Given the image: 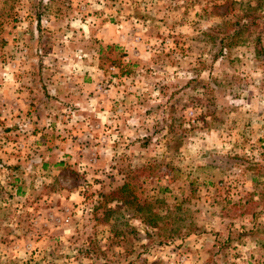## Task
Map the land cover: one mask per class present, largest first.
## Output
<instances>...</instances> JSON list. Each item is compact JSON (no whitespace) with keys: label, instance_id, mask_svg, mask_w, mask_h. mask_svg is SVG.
Segmentation results:
<instances>
[{"label":"rangeland","instance_id":"obj_1","mask_svg":"<svg viewBox=\"0 0 264 264\" xmlns=\"http://www.w3.org/2000/svg\"><path fill=\"white\" fill-rule=\"evenodd\" d=\"M263 12L0 0V264H264L262 19L219 44ZM128 179L156 229L98 209Z\"/></svg>","mask_w":264,"mask_h":264},{"label":"trees","instance_id":"obj_2","mask_svg":"<svg viewBox=\"0 0 264 264\" xmlns=\"http://www.w3.org/2000/svg\"><path fill=\"white\" fill-rule=\"evenodd\" d=\"M233 3L230 2L229 6ZM250 9V7H249ZM254 11L255 14L258 10L257 8L250 9ZM256 18L262 19V23H264V12L262 15L256 14L252 15V18L248 22H230L228 26H231L229 29L222 31L219 34V44H220V50L221 49H232L235 46H238L239 43L245 38L250 37V35L253 34L254 30L256 28H259L261 26L257 22H255ZM216 38H213L212 41H214ZM257 42L255 44L256 52L259 54L261 52L260 48V39L257 38ZM115 48V47H114ZM221 52V51H220ZM206 89L209 90V84H206ZM213 92V90L211 89ZM140 193V185L134 183V180L128 179L127 182H125L121 187L116 188L115 190L109 192L108 194H104L101 197L103 198L102 201L99 204L98 209H102L104 213V219L107 220L108 216L113 212L111 208L108 207L109 203L116 202L118 204H121L120 206H117V210L121 207H124L126 209H131V211L134 214L135 217L138 219H141L146 224L152 226V229H156L155 222H157L158 216L156 213L152 210V203L147 200H141V198L138 196ZM115 210V211H117Z\"/></svg>","mask_w":264,"mask_h":264}]
</instances>
